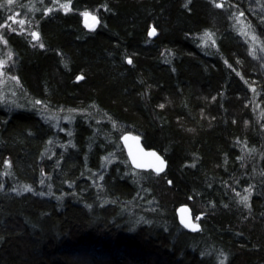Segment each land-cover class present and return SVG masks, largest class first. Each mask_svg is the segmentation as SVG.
Listing matches in <instances>:
<instances>
[{
    "label": "trees",
    "instance_id": "16d2710c",
    "mask_svg": "<svg viewBox=\"0 0 264 264\" xmlns=\"http://www.w3.org/2000/svg\"><path fill=\"white\" fill-rule=\"evenodd\" d=\"M56 1L0 0V25L17 15L40 41L0 34L26 95L0 102V264H264V74L229 19L237 9L262 30L249 0H61L69 11L48 12ZM35 101L96 107L140 136L167 161L162 188L114 163L96 191L87 175L114 148L110 123L96 134L78 118L68 139ZM181 206L203 215L198 232L179 223Z\"/></svg>",
    "mask_w": 264,
    "mask_h": 264
},
{
    "label": "rangeland",
    "instance_id": "374dc122",
    "mask_svg": "<svg viewBox=\"0 0 264 264\" xmlns=\"http://www.w3.org/2000/svg\"><path fill=\"white\" fill-rule=\"evenodd\" d=\"M211 1H213L215 4H223V7L227 6L226 0ZM56 2L57 3H55L51 11H69L70 3H65L61 0H57ZM249 2L250 9L252 10L253 14L256 12V14H258L259 16V22L264 23V2H262V0H249ZM61 5H65L66 7H61ZM88 14L89 15L87 16L85 15V13L83 14V23L87 29L95 30L99 24L98 18L90 13ZM93 17L95 19H93ZM13 18L16 21L23 20L24 24L20 25L19 23H14L13 20L10 19L5 25H11V27H2V29H0V34H2L3 32L24 34L29 37L32 44H39L40 41L34 39L32 36V33L35 32V30L30 27V25L32 24L28 23L22 18H19L17 15H14ZM229 19L232 27L234 28V31L242 38V40L247 45L250 57L252 58L254 63L258 65L259 69L264 74V26L262 27V30L257 31L256 28L250 22L249 18L244 14L241 15V12H237V9L236 11H232L231 15L229 16ZM12 29H15V31H13ZM198 39L201 46L205 49L209 51L216 50L214 36L211 35V39H209L208 36H206V33H204ZM0 61L6 62L3 64V67H0V102L8 108L14 109L20 105V101L23 102L26 95L23 88L21 87L18 78L11 72V70H9V65H11L10 57L7 58V60H2V57H0ZM35 103L36 108L39 110L43 118L53 125L57 133H64L68 135V139L71 138L73 133L72 124L78 118H81L87 122H91L92 124H94L96 134H98L97 130L101 124L110 123L111 130L108 133L107 144L108 146L113 144L114 148L103 158V164L101 169L98 171H92L87 175V178L90 179L92 185L96 186V191L97 189L102 188L106 173L108 172L110 166L114 163H118L124 168L125 175L128 178H130L131 180H135L138 183L141 182V175H137L135 174V172L130 170V164L126 156L125 149L120 143L121 137L127 132L123 130L121 126L110 120V118L105 113L101 112L96 107L64 110L50 108L42 102L37 103V101H35ZM243 159L244 161H246V166H248V164L251 162V155L248 153H244ZM153 174L155 176V179L153 181L158 184L161 189L163 184L161 177L163 175H158L154 171ZM251 193V191L250 193L245 191L244 195H248L250 198ZM239 199L241 200V197ZM150 207V203H146L145 206L141 208V210L148 212L150 210ZM202 216V214H199L196 217L193 216L195 222L200 224Z\"/></svg>",
    "mask_w": 264,
    "mask_h": 264
},
{
    "label": "water",
    "instance_id": "95a60500",
    "mask_svg": "<svg viewBox=\"0 0 264 264\" xmlns=\"http://www.w3.org/2000/svg\"><path fill=\"white\" fill-rule=\"evenodd\" d=\"M126 137L127 139H125ZM120 143L125 149L130 166L134 170H153L158 175L165 174L167 170V161L158 151L147 149L143 145L140 136L133 133H126L121 137ZM152 153H155V156L151 155ZM156 157H159L160 160L163 161V171H160L159 173L156 171V168L160 166V160H157ZM137 164L143 165V167H137ZM177 217L179 223L184 228L194 232H198L200 230V224L195 222L192 211L188 206L179 207L177 209ZM193 226H196L197 230H193Z\"/></svg>",
    "mask_w": 264,
    "mask_h": 264
},
{
    "label": "snow or ice",
    "instance_id": "6c2138e0",
    "mask_svg": "<svg viewBox=\"0 0 264 264\" xmlns=\"http://www.w3.org/2000/svg\"><path fill=\"white\" fill-rule=\"evenodd\" d=\"M7 3H8V4L13 3V0H7ZM2 6H3V5H0V7H2ZM61 7H66V6H65V5H61ZM216 7H223V4H216ZM49 11H51V9H49ZM85 15L87 16V15H89V14H88V13H85ZM241 15H243V14L241 13ZM9 19H12L14 23H19L20 25H23V24H24V21H23V20L16 21L13 17H9ZM93 19H95V18L93 17ZM0 27H9V28H10L11 25H0ZM12 30L15 31V29H12ZM151 34H152V35H155V28L152 29V33H151ZM32 36H33L34 39L39 40V34H38V33L33 32V33H32ZM206 36H208V38L211 39V33H206ZM0 39H3L2 36H0ZM254 39H255V38H254ZM4 42L7 43V41H4ZM213 43H214V41H213ZM40 47H43V44H40ZM4 63H6V62H4V61H0V67H3V64H4ZM128 63H132V61L129 59V60H128ZM79 79H83V77H79ZM253 91H255V90L253 89ZM37 103H39V102H37ZM161 107H163V105H161ZM125 139H127V137H126ZM151 155L155 156V153H152ZM156 159H157V160H160L159 157H156ZM137 167H143V165L137 164ZM156 171H157L158 173H159L160 171H163V161H162V160H160V166L156 168ZM169 183H170V182H169ZM24 190H25V191H31V189L28 188V187H25ZM245 191H247V192L250 193V189H246ZM237 195H240V194L237 193ZM248 201H249V196H248V195L241 196V200H240V202L243 203L246 207H249V208H250L251 206H250V204L248 203ZM197 219H199V218H197ZM186 226H187V225H186ZM193 230H197L196 226H193Z\"/></svg>",
    "mask_w": 264,
    "mask_h": 264
}]
</instances>
